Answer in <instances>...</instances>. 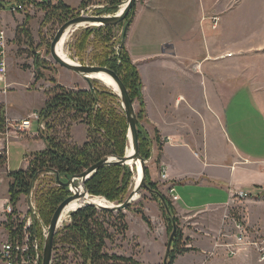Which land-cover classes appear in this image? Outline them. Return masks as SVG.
I'll use <instances>...</instances> for the list:
<instances>
[{"label":"crops","instance_id":"1","mask_svg":"<svg viewBox=\"0 0 264 264\" xmlns=\"http://www.w3.org/2000/svg\"><path fill=\"white\" fill-rule=\"evenodd\" d=\"M200 11L201 3L195 0H173L172 4L138 0L125 45L142 77L148 125L159 131L163 144L151 178L165 195L168 187L174 189L179 197L173 201L178 216L187 220L192 213L220 215L215 228L219 233L227 223L225 214L241 200L232 195L237 191L251 194L256 185L264 187V60L254 69V64L242 61L245 55H260L252 51L255 49L229 51L231 47L224 42L218 46L219 35H207L200 25L204 18L211 20V31H217L213 15L198 19ZM167 75L174 83L201 88L202 96L181 93L166 97L164 90L161 95L148 92L146 80L150 86L164 88ZM10 80L7 76L11 87L15 81ZM3 100L12 119L33 114L19 115L10 110L9 97ZM36 136L39 134L27 131L12 143ZM162 168L168 175L166 181L160 177ZM2 199L0 241H7L9 233L1 222L5 220L3 210L10 205L9 196ZM18 209L22 212L19 203ZM228 225L231 229L234 224L228 220ZM197 230L192 229L185 242L190 250L179 254L174 264H264L258 252L259 261L248 253L249 246L230 256L217 238Z\"/></svg>","mask_w":264,"mask_h":264},{"label":"rangeland","instance_id":"2","mask_svg":"<svg viewBox=\"0 0 264 264\" xmlns=\"http://www.w3.org/2000/svg\"><path fill=\"white\" fill-rule=\"evenodd\" d=\"M53 1V3L57 2L56 0ZM83 1L85 0H65L66 3L68 2L69 5L77 8L75 13L76 16L116 14L124 8L125 3L127 2V0H122L113 6V4H111L113 0H90L89 4L81 6ZM167 1L172 4L173 0ZM195 2L197 4H199V2L201 3V11L200 13L198 12L199 15L197 16L198 19L213 15V26H215L217 31H211V20L205 21L204 18L200 25L204 32L206 31L207 35H210L211 33L217 34V36L219 35L218 46L225 45L220 44V42H224L231 47V50L229 51H232L233 48L251 47V49H255L252 51H257V54L260 55H256L255 53L245 55L243 57L244 60L242 61L243 64H254L253 67L255 69L259 63H262L264 60V0H195ZM211 4H214L213 8L210 9V11H207L206 9H208V6ZM26 5L27 6L23 10L17 12L4 10L0 16V19L5 26L6 35L9 38L6 54L8 61L7 76L11 79L10 81H15L11 87L9 86L6 97H9L10 110L23 116H27L31 113H38V111L42 110L45 102L51 97V94H48V91L58 83L68 89L74 90L90 88L86 79L81 75L60 66L51 56V43L58 29L64 23L57 18L44 23L46 13L41 6L36 3H29ZM167 7L170 10V6ZM187 13L189 15L190 11L187 10ZM26 16H30V21L26 27L24 26V28L23 25ZM127 20L128 17L116 25H109L110 28L107 29V33L111 34V40L105 44L113 47V52L118 53L122 47L124 28L126 24H128ZM100 27L103 26H93L90 24L77 26L68 33L61 51L72 61L74 60L78 63L83 62L87 65H99L96 59H98V57H107L104 54L106 47L100 44L97 37L98 29H101ZM88 30L90 31L87 34L85 46L82 47L80 41ZM261 52L263 53L261 54ZM229 55H232V53H229ZM38 57L40 58V61L44 62V64L43 68L39 71L41 75H43V78L37 81L35 75L38 69L36 67ZM134 65L136 64L134 63ZM52 78H54V80ZM166 78V86L159 89L158 86L148 85L146 80V88L148 92L150 90L152 93L155 92L161 95L164 93V90L166 91V97H177V95L181 93L188 96L192 93H195L196 95L198 93V96H202L203 92L201 88L197 89L194 85L191 86L188 83H174L168 75ZM93 81L99 82L102 86H105L116 93L112 87L106 85L101 80L95 78ZM6 83L8 84V81ZM2 85L4 84L2 83ZM142 96L144 98L143 87ZM134 102L138 112L140 109L139 100L135 99ZM120 106V108H123L122 103ZM139 121L147 132L151 136H154L155 132L152 127L148 125L147 117L146 120L144 119L141 121L139 119ZM44 128L45 125L43 129ZM38 132L39 122L33 120V126L30 133L36 134ZM52 133L56 139L62 142L66 147H83V145L89 140V132L86 122L83 118H73V113H63L58 116L54 121ZM39 137L40 135L36 136V138L31 137L33 140L27 139L24 141H16L13 142L11 146L9 145L11 149L9 159L10 171H17L21 168H25V161L23 160L27 154L45 149V141L43 139H38ZM34 139L37 140L34 141ZM128 145L126 154L128 153ZM156 151H158L157 147H152V156H150L149 159H146L147 171L149 170L150 177L151 170L153 171L155 165L158 164ZM129 167L133 174L129 186V192L124 197L125 200L134 188L136 182L135 167L134 165L133 167ZM7 174L8 173L2 170L1 176L4 177V181L0 182V211L5 202L2 198L9 196L7 191L9 189L10 180ZM77 183H80L83 188L81 181H78ZM45 186H57L55 175L52 172L43 174L39 181L34 182L31 192L27 195H23L19 201V206L23 208L21 209L22 212L19 211L20 208L18 209L20 212L18 222L20 223L25 220L28 221L30 217L29 207H31V205L34 206L33 209L37 213L35 214V219L40 223L43 232L41 248H43L42 246L44 245L48 224L40 215L38 209V197L40 191L42 188H45ZM29 195L30 200H28ZM96 197L99 196H94V198ZM251 197L253 196L236 200L235 205L225 214L227 223L219 233L215 228L219 223L220 215L213 214L211 216H206L202 213H192L189 214L190 217L186 220L177 214L180 220V228L184 234V241L189 238L192 229L195 230V228H198L199 230L197 231L206 230L208 235L217 238L220 243H229L231 241L229 235L232 234L235 229L234 225L231 229H228V220L232 223L231 218H235L244 220L249 229L250 240L264 242V196L259 198ZM103 198L107 200L105 197ZM110 203L119 204L123 202L115 201ZM139 210L144 211L145 215L150 220L151 225H148L147 222L137 213ZM122 213V215H124L123 220H121V216L118 213L107 214L99 212L100 220L109 228L112 235L111 239L107 241V248L105 251L110 254L134 257L144 264H163L171 234L167 231V224L164 220V215L159 202L153 198L152 194L147 189H143L141 191V196L132 203L131 208L123 210ZM228 215L230 216L229 218H227ZM24 216L25 218H23ZM69 221L70 213L62 222H60L58 230L63 229ZM220 232L224 235H221ZM163 235L165 237V245L163 243ZM58 248L60 249L58 253L62 254L63 250L61 249V246ZM257 252L258 249L256 246L249 245L248 253L255 255L257 258ZM69 257L70 259L66 264L77 263V258L74 252H70ZM0 264L5 263L0 261Z\"/></svg>","mask_w":264,"mask_h":264},{"label":"trees","instance_id":"3","mask_svg":"<svg viewBox=\"0 0 264 264\" xmlns=\"http://www.w3.org/2000/svg\"><path fill=\"white\" fill-rule=\"evenodd\" d=\"M13 1L25 5L36 3L41 6L46 13L44 23L56 18L65 23L76 16L77 8L67 4L64 0H56V3H53V0H11V2ZM121 1L113 0L111 4L114 6ZM11 2L0 0V10L10 9L12 6ZM89 2L90 0H85L81 6L87 5ZM132 19L133 11L128 16V24L132 22ZM29 21L30 16H26L23 27H26ZM110 26H103L98 29V41L106 47L104 54L107 57H98L96 60L99 65L106 66L117 72L128 88L132 99L139 100L138 118L141 121L146 120L147 113L142 96L143 81L141 74L125 47V41H122V47L118 53L113 52V47L105 44L111 40V34L107 33V29ZM89 31L84 34L80 41L82 47L85 46ZM38 58L36 61L38 69L35 75L37 81L43 78L39 71L44 64ZM52 79L54 80V78ZM48 94H51V97L45 102L42 110L38 111L41 122L45 124V128L39 131L40 137L45 141V149L27 154L26 157H29L28 166L17 171H9L8 173L10 180L8 189L9 203L13 206V214L9 215L5 226L9 232L10 240L13 242L23 241L26 224V220L19 223L18 217H13L14 214H18V203L23 195L31 192L34 182L39 181L43 174L58 171L62 181L67 182L73 175L81 173L106 156H125L127 145L129 144L127 118L123 108H120V97L112 90L102 86L97 81H93V89L80 90L68 89L58 83L48 91ZM4 110V105L0 104V128L3 124V118L1 119V117H3ZM63 113H73V118H83L86 122L89 140L83 147H66L53 135L54 121ZM139 140L141 156L149 159L152 156V147L156 144L158 150L157 161H159L163 151L159 131L156 129L154 136H151L140 124ZM1 164H4L3 158H0ZM147 172L148 186L159 193L151 194L161 205L169 234L173 232V221L177 224V232L172 241L167 260V264H174L179 254L190 249L185 247L186 240L184 241V234L180 228V220L173 201L160 191L158 183L151 179L149 170ZM132 174L128 165H104L92 174L85 185L88 192L93 196L105 197L110 202H124V197L129 192ZM255 187L256 190L251 194L248 193L249 196L254 198L264 196V187L260 185ZM71 194L69 187L58 183L55 187L45 186V188H42L38 197V209L47 224H49L50 218L57 207ZM161 194L168 203L171 215L167 212L162 198L159 196ZM131 205L128 207L129 209ZM99 212L107 214L118 213L121 216V220L124 219L123 210L100 209L93 205H87L73 211L70 214V221L66 223L63 229H59L55 235L52 264H66L70 259V252H74L76 255V264H144L134 257L110 254L105 251L107 241L111 239L112 235L109 228L100 220ZM137 213L148 225H151L143 210H139ZM30 233L31 238L43 241V232L37 220L36 226L32 224ZM59 246L63 250L62 254L58 253L60 251ZM40 264H42V261Z\"/></svg>","mask_w":264,"mask_h":264},{"label":"water","instance_id":"4","mask_svg":"<svg viewBox=\"0 0 264 264\" xmlns=\"http://www.w3.org/2000/svg\"><path fill=\"white\" fill-rule=\"evenodd\" d=\"M137 4V0H127L125 3L124 8L117 12L116 14H103V15H78L73 18L67 20L57 31L54 39L51 43V56L56 63L60 66L73 71L79 75H81L84 79H86L89 83L90 89H93V79L91 77L93 74L98 73H105L113 80L114 84L116 85L113 90L119 95L123 110L125 112L127 123H128V139L131 142L133 152L131 154H126L125 156H106L97 163H94L84 171L79 174L73 175L67 182L62 181L60 177V173L58 171H52V173L56 176V181L58 184L63 185L65 187H69L72 194L66 198L55 210L49 224L48 228L45 233L44 245L42 250V264H52L53 261V252H54V240L55 235L60 227V222H62V216L64 211L66 210L67 206L70 205L75 200H82V203L74 209L73 211L82 208L87 205H93L100 209H107V210H126L133 202H135L140 196L141 191L143 189H147L150 193H157L158 192L152 190L147 184V160L143 158L140 154V140H139V126L140 121L137 115V110L135 107V102L132 99L128 88L117 74L116 71L99 65H87L75 62L74 60L71 61L65 58L61 51L59 50V45L62 42L63 38H65L69 32L75 29L77 26L82 24H90V25H98V26H109V25H116L122 22L124 19L128 17V15L135 9ZM129 28V24H126L124 28L123 34V41L126 39V34ZM39 59V58H38ZM97 79V78H96ZM141 163L142 167V176L140 179H137L135 182V186L126 198L123 203L119 204H110L104 205L101 203H96L93 201L94 196L88 192L86 188V182L93 173L98 171L104 165H129L133 167V164L137 162ZM81 181L84 191H79V185L77 182ZM162 198V201L167 209V212L171 215L170 208L168 206L167 201L162 197V194L159 195ZM100 197V196H99ZM28 200H30V195L28 196ZM71 211L70 214L73 212ZM33 224L36 226V219L35 215H33ZM174 228L173 232L169 237V241L167 244L166 255L164 258L163 263L167 264L168 256L170 253L172 241L174 236L177 232V224L173 221Z\"/></svg>","mask_w":264,"mask_h":264},{"label":"built area","instance_id":"5","mask_svg":"<svg viewBox=\"0 0 264 264\" xmlns=\"http://www.w3.org/2000/svg\"><path fill=\"white\" fill-rule=\"evenodd\" d=\"M11 2V0H7ZM42 1V0H41ZM12 6L8 9L10 12H17L23 10L27 5L23 3H17L15 1L11 2ZM4 10H0V16ZM215 19V18H214ZM1 22V19H0ZM215 28V26H214ZM8 37L6 35L5 26L0 23V104H3L5 110L3 112V124L0 128V158L4 159V164L0 165V182L4 180L2 177V170L9 173V159H10V147L12 141L15 138L20 137V135L25 134L27 131H30L33 126V120L39 122V131L43 130L44 123L41 122L39 113H33L30 117L24 119H12L7 114V105L3 98L8 94L9 85L7 82V73H8V61H7V46H8ZM2 83L4 85H2ZM39 134V132L37 133ZM27 165L29 164V157H25ZM8 175V174H7ZM160 177L163 181L168 179V175L165 169H161ZM174 189L168 187L167 195L172 201H177L178 196L173 194ZM233 198H246L248 193L244 191H237L232 195ZM18 207V206H17ZM34 206L29 207L30 217L26 221L24 229V238L23 241H11L10 237L7 241H0V261L7 264H40L42 260V248L41 241L38 239L31 238L30 228L33 224V215L37 214L34 209ZM5 220L1 222L5 226L8 222L9 215L13 214V206L10 204L3 210ZM14 218L20 217V212L14 214ZM230 216L228 215L227 218ZM25 218V216L23 217ZM232 223L234 224V232L229 235L231 241L229 243H221L222 246L226 247L228 254L230 256H236L244 246L253 245L258 249L259 258L261 261H264V242L263 241H252L249 236V229L247 228L244 220L231 218ZM6 228V226H5ZM7 230V228H6ZM8 231V230H7ZM9 233V232H8ZM221 235H224L221 233Z\"/></svg>","mask_w":264,"mask_h":264},{"label":"bare ground","instance_id":"6","mask_svg":"<svg viewBox=\"0 0 264 264\" xmlns=\"http://www.w3.org/2000/svg\"><path fill=\"white\" fill-rule=\"evenodd\" d=\"M95 25V24H94ZM96 26V25H95ZM67 37V36H66ZM66 37L63 38L62 42L60 43L59 45V50L61 51L62 49V46L64 45V41L66 40ZM61 54L69 59L62 51H61ZM71 60V59H69ZM72 61V60H71ZM91 77H94V78H97L99 80H101L103 83H105L106 85H109L110 87L112 88H115V84L113 82V80L111 79V77H109L107 74L105 73H98V74H93L91 75ZM116 89V88H115ZM129 142V147H128V154H131L133 152L132 150V146H131V142L130 140L128 141ZM134 167H135V175H136V179H140L141 176H142V167H141V163L138 161L137 163L133 164ZM79 191L83 192L84 191V187L82 188V186L80 185L79 187ZM93 201H95L96 203H101V204H104V205H110L112 203H110L109 201L105 200L103 197H96V198H93ZM80 203H82V200H75L74 202H72L70 205L67 206L66 210L64 211V214L62 216V221L64 220L65 217H67V215L73 211L74 209H76ZM9 229V228H8Z\"/></svg>","mask_w":264,"mask_h":264}]
</instances>
